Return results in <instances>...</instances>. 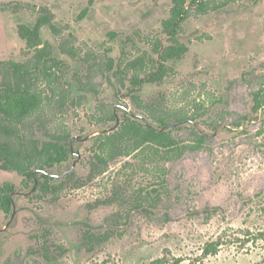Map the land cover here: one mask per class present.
Returning a JSON list of instances; mask_svg holds the SVG:
<instances>
[{
  "label": "rangeland",
  "instance_id": "rangeland-1",
  "mask_svg": "<svg viewBox=\"0 0 264 264\" xmlns=\"http://www.w3.org/2000/svg\"><path fill=\"white\" fill-rule=\"evenodd\" d=\"M171 5L0 0V61L30 63L26 80L43 101L24 132L40 141L67 133L72 155L42 172L53 183L74 173L53 198L37 195V175L23 187L21 175L0 168V185L15 187L12 212L0 210V264H264V247L243 240L245 231H264V108L251 111V91L264 73V0L192 9L177 27L187 51L166 62L160 80L131 89L128 63L157 57L153 49L157 40L166 44L162 22ZM43 8L53 14L56 32L43 26L40 47L62 61L49 79L34 71L36 50L17 33L20 24L33 26ZM108 110L116 120L105 124L99 117ZM163 113L185 146L181 154L149 158L135 151L98 170L92 150L98 135L124 115L155 125L151 114ZM183 113L196 119L176 123ZM239 115L248 120L233 127ZM191 127L208 135L199 148L189 146ZM152 189L160 193L157 205L135 209L139 195L155 197ZM219 238L226 242L204 255L206 242Z\"/></svg>",
  "mask_w": 264,
  "mask_h": 264
},
{
  "label": "trees",
  "instance_id": "trees-1",
  "mask_svg": "<svg viewBox=\"0 0 264 264\" xmlns=\"http://www.w3.org/2000/svg\"><path fill=\"white\" fill-rule=\"evenodd\" d=\"M171 7L169 17L162 22L166 44L161 45L157 40L153 51L157 57H138L128 63L134 73L130 79L131 89L139 86L143 81H158L166 71V62L170 59L180 58L188 49L177 37V27L186 19L192 9L197 13H207L209 10H218L230 0H222L220 3H210L208 0H170ZM47 26L52 32H56L53 24V14L47 8H43L33 26L20 24L17 27L18 35L26 41L28 47L36 50L34 57V71L43 74L46 78L54 76L53 68H59L62 61L54 56H50L41 38V28ZM30 63H19L16 61H0V168L6 171H15L23 177L22 186L28 187L30 180L38 176L36 185L37 195H55L60 192L74 173H67L65 179L59 183H53L52 177L42 172L53 168L55 165L66 162L72 155L70 136L66 134L52 136L51 139L40 141L36 137H27L24 132L26 120L33 115L42 104V96L33 86V83L26 80L31 78ZM110 66L111 63H110ZM257 86L251 91V111L258 113L264 108V73L258 76ZM123 86V84H121ZM131 98L139 104V97L132 93ZM221 98H216L219 102ZM199 105V104H198ZM153 125L141 122L128 115H124L118 126L111 132L101 133L95 138L92 147L94 157L97 159L103 172L107 168L110 160L117 155H130L138 151L149 158L162 157L169 158L170 154L179 155L185 146L172 134L168 127L171 125L170 115L151 114ZM195 115L187 113L175 116L176 123H188L195 120ZM99 120L105 124L114 122L116 115L113 110H108ZM248 120L247 115H239L232 121V126L239 128L244 121ZM215 125L219 121L213 120ZM180 128V127H179ZM192 148H199L207 139L206 133L195 128L190 129ZM37 175V176H36ZM15 187L12 183L4 182L0 185V210L8 216L13 209L12 195ZM155 197L139 195V199L134 205L135 209L145 210L148 207L157 205L160 193L158 189H152ZM148 196V197H147ZM248 237L244 241L259 242L264 247V231L251 233L244 232ZM250 238V239H249ZM239 237H235V240ZM226 242V239H216L206 242L203 248L204 255H210ZM228 242H234L229 239ZM163 259L155 263L160 264ZM175 264L180 262L175 260Z\"/></svg>",
  "mask_w": 264,
  "mask_h": 264
}]
</instances>
